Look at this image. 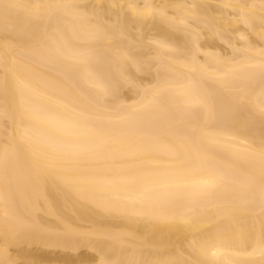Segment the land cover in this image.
Returning a JSON list of instances; mask_svg holds the SVG:
<instances>
[{
    "label": "bare ground",
    "instance_id": "bare-ground-1",
    "mask_svg": "<svg viewBox=\"0 0 264 264\" xmlns=\"http://www.w3.org/2000/svg\"><path fill=\"white\" fill-rule=\"evenodd\" d=\"M0 264H264V0H0Z\"/></svg>",
    "mask_w": 264,
    "mask_h": 264
}]
</instances>
